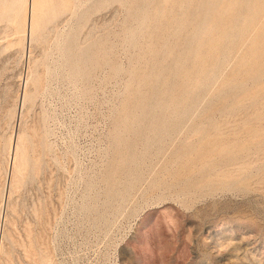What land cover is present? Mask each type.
I'll use <instances>...</instances> for the list:
<instances>
[{
  "label": "rangeland",
  "instance_id": "obj_1",
  "mask_svg": "<svg viewBox=\"0 0 264 264\" xmlns=\"http://www.w3.org/2000/svg\"><path fill=\"white\" fill-rule=\"evenodd\" d=\"M4 2L0 264H264V0Z\"/></svg>",
  "mask_w": 264,
  "mask_h": 264
},
{
  "label": "bare ground",
  "instance_id": "obj_2",
  "mask_svg": "<svg viewBox=\"0 0 264 264\" xmlns=\"http://www.w3.org/2000/svg\"><path fill=\"white\" fill-rule=\"evenodd\" d=\"M60 2V1H59ZM24 4L25 6V16L22 18L21 20V23L19 24L20 28L23 29V36H22V41L26 44H28V46H32L33 42H35L38 38V28H37V21H38V15H39V0H5L4 4ZM64 5V4H63ZM64 7L68 8V4H65L61 9L59 10H62ZM207 13V12H206ZM209 13V12H208ZM62 14V11H57L53 17L51 18V21L52 22H55L59 17L60 15ZM172 21V20H171ZM180 21V20H179ZM183 22V21H182ZM171 23V22H170ZM174 23V22H173ZM177 23V21H176ZM200 23V22H198ZM172 24V23H171ZM179 25V23H178ZM183 25V24H182ZM206 25H209V24H206ZM201 26V25H200ZM210 26V25H209ZM198 27V26H197ZM207 27V26H206ZM198 39V38H197ZM195 41V40H194ZM198 42L200 43V45L202 44L200 41H197V44ZM24 45V46H25ZM27 47V46H26ZM199 47V46H198ZM170 50V49H169ZM24 51V49H23ZM197 51V50H196ZM243 66V65H242ZM245 67V66H244ZM243 67V68H244ZM242 68V69H243ZM216 70V69H215ZM213 71V70H212ZM28 83V81H27ZM27 96H29L26 92V95H25V99L27 98ZM29 98V97H28ZM141 108V107H140ZM175 111V110H174ZM177 111V110H176ZM13 136L15 138V142L13 143ZM17 136L14 135L12 133V136H11V145L9 147V158H10V161H11V168H13V165L16 164V159H17V155H18V145H17ZM20 140V138H19ZM19 144V142H18ZM10 165V164H9ZM10 172V170H9ZM13 177V176H12ZM6 189V188H5ZM3 195V194H2ZM4 199V195L2 196V201ZM5 201V200H4Z\"/></svg>",
  "mask_w": 264,
  "mask_h": 264
}]
</instances>
